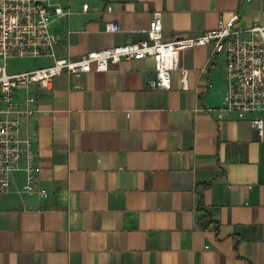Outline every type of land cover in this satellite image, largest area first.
Returning a JSON list of instances; mask_svg holds the SVG:
<instances>
[{"label": "crops", "instance_id": "crops-1", "mask_svg": "<svg viewBox=\"0 0 264 264\" xmlns=\"http://www.w3.org/2000/svg\"><path fill=\"white\" fill-rule=\"evenodd\" d=\"M51 3L69 11L51 29L71 58L144 39L155 14L164 40L234 12L237 27L264 25V0ZM41 60L26 69L50 63ZM153 66L121 59L31 86L39 112L24 131L45 195L22 192L21 172L0 195V264H264V131L251 122L261 114L219 110L225 59L210 46L180 51L186 89L178 71L168 89L149 88Z\"/></svg>", "mask_w": 264, "mask_h": 264}, {"label": "built area", "instance_id": "built-area-1", "mask_svg": "<svg viewBox=\"0 0 264 264\" xmlns=\"http://www.w3.org/2000/svg\"><path fill=\"white\" fill-rule=\"evenodd\" d=\"M87 7L84 4L83 10ZM110 10L108 7L107 11ZM68 14V10L53 6L51 0H0V195L10 192L17 172L23 175L22 192L45 195L38 188V152L30 134L24 131L25 123L39 112L38 97L31 86L51 89L54 78L60 74L80 76L106 71L110 63L121 59L152 58L149 88L168 89L172 72L178 71L182 88L186 89L187 70L179 66L180 51L210 46L211 57L222 55L225 59V89L219 110L227 114H261L251 122L259 133L264 131V25L237 27L239 15L234 12L228 20H219L205 32L164 40L161 17L155 14L144 39L71 58L57 54V37L51 29L52 17ZM106 29L118 31L119 26L112 22ZM32 57L48 58L50 63L10 71L9 59ZM21 88L24 94L19 100Z\"/></svg>", "mask_w": 264, "mask_h": 264}, {"label": "rangeland", "instance_id": "rangeland-1", "mask_svg": "<svg viewBox=\"0 0 264 264\" xmlns=\"http://www.w3.org/2000/svg\"><path fill=\"white\" fill-rule=\"evenodd\" d=\"M44 62L41 58H14L8 60L10 71L23 70L28 67Z\"/></svg>", "mask_w": 264, "mask_h": 264}]
</instances>
